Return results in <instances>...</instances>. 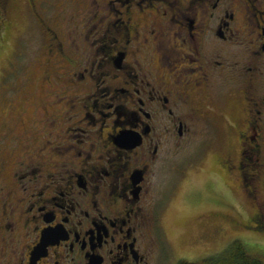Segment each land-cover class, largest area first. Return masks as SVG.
I'll return each mask as SVG.
<instances>
[{
    "label": "flooded vegetation",
    "instance_id": "1",
    "mask_svg": "<svg viewBox=\"0 0 264 264\" xmlns=\"http://www.w3.org/2000/svg\"><path fill=\"white\" fill-rule=\"evenodd\" d=\"M26 1L39 47L0 87V264L164 263L185 171L160 193L156 176L201 133L231 134L209 158L234 198L189 201L194 240L262 227L264 0Z\"/></svg>",
    "mask_w": 264,
    "mask_h": 264
},
{
    "label": "rangeland",
    "instance_id": "2",
    "mask_svg": "<svg viewBox=\"0 0 264 264\" xmlns=\"http://www.w3.org/2000/svg\"><path fill=\"white\" fill-rule=\"evenodd\" d=\"M13 9L11 13V8L9 10L8 20L11 22L12 28L6 40H3L2 34H0V87L5 75L11 77H15V74L24 75L27 70L25 59L28 58L31 52L35 53L34 50L39 47L38 40L28 38L27 19L25 18V13L29 9L27 1L13 0ZM30 65H33L32 61L29 62ZM24 76L20 79L21 83ZM31 86L33 94L37 96L34 91L35 86L32 83ZM15 92L16 89L10 95ZM230 137L231 134L227 131H225V138L208 137L201 133L192 142L173 150L170 154L167 162L172 164L174 169L172 172L169 171L168 173L163 166L160 167L156 176L157 193L161 192V184L168 183L167 180L174 181L176 179L171 182L172 184L178 181L180 168L185 171L181 175L183 177L180 178L184 181V185L166 217L167 233L170 237L172 252H169V259L164 263L162 262L163 264H177L180 259L184 258L196 260L215 255L227 248L235 239L245 240L258 250L264 251L263 230H238L242 228L233 227L227 221L228 228L224 227L218 235L211 237L212 232H206L203 240H200V238L194 240V235L205 230V228L202 224L203 220H200L202 217H196L195 213L189 214L191 209L189 201H213L216 206L224 207L234 198L226 183L210 176L213 163L209 157L213 156L214 152L220 151L223 145L226 147L231 143L228 140ZM204 152L208 153V157L198 162ZM246 155L250 157L247 163L255 167L260 155L258 156L256 152H246ZM247 177L250 178L249 175ZM238 196L239 203L242 199L244 203L241 193ZM248 211H250V208ZM185 220H187L188 226H183Z\"/></svg>",
    "mask_w": 264,
    "mask_h": 264
},
{
    "label": "trees",
    "instance_id": "3",
    "mask_svg": "<svg viewBox=\"0 0 264 264\" xmlns=\"http://www.w3.org/2000/svg\"><path fill=\"white\" fill-rule=\"evenodd\" d=\"M1 26L2 24L0 25V27ZM8 26L12 28V25ZM8 26H6L5 24V26L3 25L2 28L5 34L7 32L9 35L11 29ZM242 215L245 216L246 213H242ZM260 218L261 219L259 220L263 222L262 227H259L257 229L254 228L253 230L264 231V212L260 214ZM177 264H264V251L258 250L257 248H255V246L249 244L245 240L235 239L229 244L227 248L215 255L196 260L184 258L180 259Z\"/></svg>",
    "mask_w": 264,
    "mask_h": 264
}]
</instances>
